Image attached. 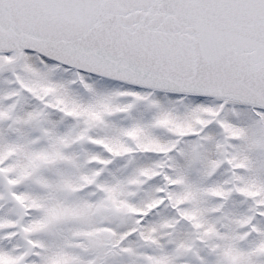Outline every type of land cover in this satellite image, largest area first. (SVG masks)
<instances>
[{
    "label": "snow or ice",
    "instance_id": "1",
    "mask_svg": "<svg viewBox=\"0 0 264 264\" xmlns=\"http://www.w3.org/2000/svg\"><path fill=\"white\" fill-rule=\"evenodd\" d=\"M0 264H264V0H0Z\"/></svg>",
    "mask_w": 264,
    "mask_h": 264
}]
</instances>
